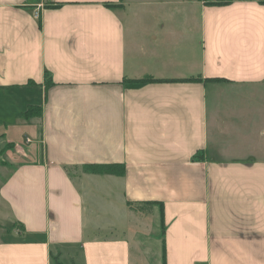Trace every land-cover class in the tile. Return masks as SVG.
Wrapping results in <instances>:
<instances>
[{
	"label": "crops",
	"instance_id": "1",
	"mask_svg": "<svg viewBox=\"0 0 264 264\" xmlns=\"http://www.w3.org/2000/svg\"><path fill=\"white\" fill-rule=\"evenodd\" d=\"M0 139V264H264V2L0 0Z\"/></svg>",
	"mask_w": 264,
	"mask_h": 264
},
{
	"label": "rangeland",
	"instance_id": "2",
	"mask_svg": "<svg viewBox=\"0 0 264 264\" xmlns=\"http://www.w3.org/2000/svg\"><path fill=\"white\" fill-rule=\"evenodd\" d=\"M27 135L32 139V143H30V145H34L36 138L30 133H28ZM17 140L20 142V144L23 148L26 147L25 143H24L25 135L19 134L17 136ZM1 143H3V141L0 139V145H1ZM0 209H1V211H4L3 208H0ZM135 222H138V220H133V223H135ZM138 224H141V229L136 230L135 233L133 232L135 235V240L139 244H141V247L143 245L146 248V253H147L145 259H143L141 257V259L144 261L142 263L143 264H160L161 259L159 257V252H160L161 243L158 240V237L160 234V222H159L158 211H156V212L154 211L152 214H148L147 212L144 211V213H141V223H138ZM131 226H132V224H131V222H129V227H131ZM116 233L118 235H124L125 231L123 230V228L121 230L119 228V229H117ZM93 234L94 233L91 231V229L86 230L85 239L92 238ZM128 234H129V232H127V235ZM144 234H148V235L144 236ZM100 236H102V233ZM61 262L63 264H71L69 256H67V255L62 256ZM51 264H56V263H55V261H51Z\"/></svg>",
	"mask_w": 264,
	"mask_h": 264
},
{
	"label": "trees",
	"instance_id": "3",
	"mask_svg": "<svg viewBox=\"0 0 264 264\" xmlns=\"http://www.w3.org/2000/svg\"><path fill=\"white\" fill-rule=\"evenodd\" d=\"M261 2H264V0H261ZM200 79V77H190V78H179V79H172V80H169V81H184V80H198ZM158 81H164L163 79H155L151 76H143V77H140V78H134V79H130V78H125L124 79V85L125 87L127 88H136V87H140V86H143L147 83H152V82H158ZM204 81H225L224 79L222 78H205ZM38 108H36L35 106H30L29 108H27L25 111H23L21 113L22 117L24 118H28V117H32L36 114H38ZM2 163L5 164V161L2 160ZM95 167V168H94ZM93 167L94 169V172L95 173H113L115 175H122L123 174V171H121L122 167L121 168H118L117 171H114L112 168H110L111 166L110 165H105V164H97ZM124 168V167H123ZM129 207H130V204H129ZM148 208L147 209H150L151 208V203L148 202ZM161 209V208H160ZM55 260V263L56 264H61L59 261H58V258L55 256L54 258Z\"/></svg>",
	"mask_w": 264,
	"mask_h": 264
}]
</instances>
